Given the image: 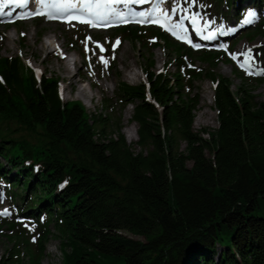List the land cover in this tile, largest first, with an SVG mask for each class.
Segmentation results:
<instances>
[{
    "label": "trees",
    "instance_id": "trees-1",
    "mask_svg": "<svg viewBox=\"0 0 264 264\" xmlns=\"http://www.w3.org/2000/svg\"><path fill=\"white\" fill-rule=\"evenodd\" d=\"M217 1L227 2L230 17L249 0ZM115 34L162 43L174 55L176 70L156 73L148 45L149 88L122 80L116 97L103 101L112 109L114 101L121 110L133 105L134 145L121 116L65 101L56 75L39 78L20 56H0V179L24 217L44 220L30 264H40L54 235L49 224L62 237L64 264H112L111 256L124 264H264V101L246 82L233 91L215 73L230 61L222 52L194 50L156 26L126 25ZM205 77L217 82L219 125L210 138L194 129V82ZM21 253L14 247L0 264H23Z\"/></svg>",
    "mask_w": 264,
    "mask_h": 264
},
{
    "label": "rangeland",
    "instance_id": "rangeland-1",
    "mask_svg": "<svg viewBox=\"0 0 264 264\" xmlns=\"http://www.w3.org/2000/svg\"><path fill=\"white\" fill-rule=\"evenodd\" d=\"M257 0H249L243 3L245 7L242 21L248 19L247 13L252 11L256 16L252 18V23H247L244 27L237 25V20L228 16L230 8H227V2L219 3L217 0H163L161 6L169 8L172 12L177 8V14L183 19H176L179 23H188L189 17L195 16L207 22L213 28H226L225 36L227 42L223 45L222 58L224 60L231 58V63L220 62L214 69L217 75L228 77L233 86V91L244 84L245 88L254 90L257 100L264 101V81L258 83L255 79L264 78V3L257 5ZM235 10V9H234ZM182 21V22H181ZM236 28V33L231 29ZM259 30L258 33L249 37V32ZM113 30H90L88 26L78 24H64L49 22L44 19H30L17 23L15 26L7 25L0 21V56H20L28 67L43 73L53 74L59 79L60 93L65 101L81 100L90 112L104 115L113 114L116 119L121 116V128L127 141L134 145L138 137L130 140L129 131H136L137 123L132 122L133 105H127L121 110L122 104L113 102L112 106H103L105 98H115L119 81H126L131 84H137L145 78L142 69L146 67L149 61L150 52L146 49L150 45L153 50L155 67L151 70L159 73L162 70L174 72L175 65L170 61L174 60V55H170L162 43L161 45H151L142 43H133L126 40L121 35H114ZM234 35V36H232ZM11 36L12 40H7ZM90 38V39H89ZM42 41L53 43L45 50H41ZM119 41V44L116 42ZM61 44L60 51L55 52V56L48 54L56 45ZM103 51L101 50V47ZM206 46L205 48H208ZM37 48V52L34 49ZM216 49L215 46L211 47ZM105 50V52H104ZM251 50L253 57V67L251 71L256 74H247L246 69L241 68L237 62H243L245 57L243 53ZM236 55L237 59H233ZM72 56L76 61H71ZM101 57L108 62H101ZM69 61L70 70L75 75V81L70 83L68 75L64 71L63 63ZM195 67L201 68L207 72L210 67L207 63L201 62L198 58L189 59ZM246 77L240 78L236 75L237 69ZM130 72H135L138 77L130 81ZM214 81L209 78H202L194 82V92L199 95V105L195 111L194 129L206 138H210L207 132H213L219 125L218 112L214 104ZM105 86V87H104ZM85 88L89 97L77 96L79 88ZM12 187L8 186L4 180L0 179V256L10 255V251L15 247L22 251L21 258L23 264L32 262V255L37 252L39 237L45 230L44 221L34 222L30 218H20L21 211L16 206L12 197ZM5 210L10 213L2 214ZM48 228L54 232L45 243L44 256L40 264H64V254L61 249L62 237H59L58 230L53 224ZM125 234L139 239L138 236L124 232ZM112 264H124L123 258L110 257ZM9 261V260H8ZM34 261V260H33Z\"/></svg>",
    "mask_w": 264,
    "mask_h": 264
},
{
    "label": "snow or ice",
    "instance_id": "snow-or-ice-1",
    "mask_svg": "<svg viewBox=\"0 0 264 264\" xmlns=\"http://www.w3.org/2000/svg\"><path fill=\"white\" fill-rule=\"evenodd\" d=\"M39 7L29 13V15H44L49 19H63L65 22L71 23L73 20L79 21L83 24H88L91 27H111L115 23H129L135 20L137 23H157L162 27L167 26V30L170 31L177 38H183L179 35L184 31V25L182 23H170L171 16L168 12L161 10L159 7L153 9L150 13H134L130 9L128 11L118 10L115 5L123 4L127 8L128 5L136 3H144L145 0H36ZM7 3L11 4H23L27 5L29 0H7ZM2 11V9H0ZM177 13V8L172 9V15ZM256 16L255 12H248V19L245 23H252V18ZM182 17L181 19H183ZM193 23H196L197 17H189ZM201 31V29H197ZM214 33H209L204 36V39H212ZM90 39V38H89ZM119 44V41L116 42ZM200 47V45H195ZM101 50L103 51L102 46ZM245 59L240 62L236 55H233V59H237V62L241 68L246 69L247 74H256L251 71L253 67V57L251 50L247 53H243ZM101 62L107 64V60L101 57Z\"/></svg>",
    "mask_w": 264,
    "mask_h": 264
},
{
    "label": "bare ground",
    "instance_id": "bare-ground-1",
    "mask_svg": "<svg viewBox=\"0 0 264 264\" xmlns=\"http://www.w3.org/2000/svg\"><path fill=\"white\" fill-rule=\"evenodd\" d=\"M235 13L236 12H234V14L233 15H235ZM243 15H244V12H243V10H241V11H239V13L237 12V14H236V17H235V19L237 20V25L239 26V27H244V26H246L247 25V23H245V21H242V17H243ZM217 31H223V32H225V28L224 27H220V28H218L217 29ZM7 40H9V41H11L12 40V37L11 36H8L7 37ZM53 43H49L48 41H42L41 42V45H40V47H38V48H40L41 50H45V49H47L49 46H51ZM62 46H61V44H59V45H56V47H54L52 50H50V52H49V56L50 57H52V56H55V52H58V51H60V48H61ZM37 52V48L36 49H34V52ZM71 61H76V59L72 56V58H70V62ZM69 61H67L66 62V60L64 61V63H63V66H64V71H65V73L68 75V78H69V82L70 83H73L74 81H75V73L73 72V71H71L70 70V67H69ZM130 75H132V76H129V78H130V81H133L134 80V78H136V77H138V74L137 73H135V72H130ZM105 87V86H104ZM77 96L79 97V96H82V97H84V98H87V97H89V94L87 93V91L85 90V88H79L78 89V91H77ZM129 138H130V140H133V139H135L136 138V131H129Z\"/></svg>",
    "mask_w": 264,
    "mask_h": 264
}]
</instances>
